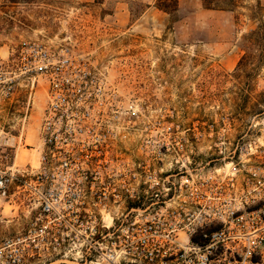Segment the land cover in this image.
Returning a JSON list of instances; mask_svg holds the SVG:
<instances>
[{
	"label": "built area",
	"instance_id": "1",
	"mask_svg": "<svg viewBox=\"0 0 264 264\" xmlns=\"http://www.w3.org/2000/svg\"><path fill=\"white\" fill-rule=\"evenodd\" d=\"M41 83L38 165L0 161V208L16 188L32 200L0 264H264V142L237 144L219 166L170 162L164 172L172 142L151 137L139 149L155 161L140 154L129 178L126 158L112 155L124 110L104 77L68 48L24 41L0 63V108L22 87L26 121Z\"/></svg>",
	"mask_w": 264,
	"mask_h": 264
},
{
	"label": "rangeland",
	"instance_id": "2",
	"mask_svg": "<svg viewBox=\"0 0 264 264\" xmlns=\"http://www.w3.org/2000/svg\"><path fill=\"white\" fill-rule=\"evenodd\" d=\"M259 2L256 13L258 0L234 10L179 0L169 14L157 0H0V63L31 41L68 48L100 73L108 100L124 110L112 155L126 158L129 178L140 154L155 161L139 149L151 137L172 142L164 172L170 162L219 166L237 144L264 142V44L247 38L264 21ZM17 95L0 108V161L30 170L38 165L46 83L32 89L26 121L28 94L21 87ZM7 201L0 245L29 223L28 192L16 188Z\"/></svg>",
	"mask_w": 264,
	"mask_h": 264
},
{
	"label": "trees",
	"instance_id": "3",
	"mask_svg": "<svg viewBox=\"0 0 264 264\" xmlns=\"http://www.w3.org/2000/svg\"><path fill=\"white\" fill-rule=\"evenodd\" d=\"M241 0H203V4L207 8L211 9H220V10H234ZM179 0H157V7L161 10L168 12L169 14L177 10ZM262 6L258 0L256 5L255 12L258 13L261 10ZM264 29V21L258 25V29L252 31L247 37L249 41L253 40L264 44V33H261L260 30Z\"/></svg>",
	"mask_w": 264,
	"mask_h": 264
},
{
	"label": "bare ground",
	"instance_id": "4",
	"mask_svg": "<svg viewBox=\"0 0 264 264\" xmlns=\"http://www.w3.org/2000/svg\"><path fill=\"white\" fill-rule=\"evenodd\" d=\"M19 153H20V152H19ZM24 155H25V154L23 153V156H24ZM17 158H18V159L22 158V153H21V154H18Z\"/></svg>",
	"mask_w": 264,
	"mask_h": 264
}]
</instances>
